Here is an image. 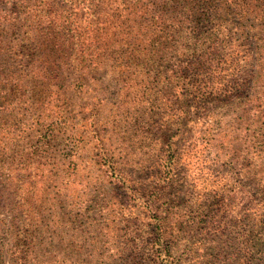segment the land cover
Here are the masks:
<instances>
[{
    "label": "rangeland",
    "instance_id": "374dc122",
    "mask_svg": "<svg viewBox=\"0 0 264 264\" xmlns=\"http://www.w3.org/2000/svg\"><path fill=\"white\" fill-rule=\"evenodd\" d=\"M252 19L263 31L260 15ZM257 42L250 34L237 42L236 64L249 66L236 70L238 85L227 95L216 88L191 97L176 83L145 104L133 79L118 99L88 85L69 121V131L84 130L82 148L60 178L19 169L26 151L0 155V186L24 179L22 199H0L7 264L16 260L20 200L32 218V264H160L165 256L173 264H264V76L251 59L264 49ZM6 130L4 116L0 136Z\"/></svg>",
    "mask_w": 264,
    "mask_h": 264
},
{
    "label": "trees",
    "instance_id": "16d2710c",
    "mask_svg": "<svg viewBox=\"0 0 264 264\" xmlns=\"http://www.w3.org/2000/svg\"><path fill=\"white\" fill-rule=\"evenodd\" d=\"M257 15L264 20V0H0V120L5 116L7 127L0 155L26 151L19 169L45 168L48 179L60 178L82 148L84 130L69 131V121L91 83L115 91L118 99L120 88L133 79L143 86L136 96L145 104L176 83L185 94L194 93L191 97L216 88L227 95L238 85L236 70L245 66L236 64L237 42L250 34L264 49V30L252 19ZM260 52L251 59L261 77ZM165 151L171 166L176 154L171 140ZM3 165L0 159V169ZM14 180L18 184L0 186V199L23 198L24 179ZM19 205L15 264H32L30 254L35 258L37 250L31 246L32 218L26 202ZM173 262L167 256L160 260ZM0 264H7L2 245Z\"/></svg>",
    "mask_w": 264,
    "mask_h": 264
}]
</instances>
